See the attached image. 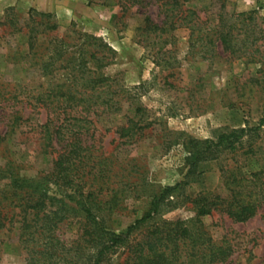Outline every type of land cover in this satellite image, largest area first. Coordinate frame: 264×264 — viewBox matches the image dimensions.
Instances as JSON below:
<instances>
[{
	"label": "rangeland",
	"instance_id": "374dc122",
	"mask_svg": "<svg viewBox=\"0 0 264 264\" xmlns=\"http://www.w3.org/2000/svg\"><path fill=\"white\" fill-rule=\"evenodd\" d=\"M166 2L0 0V23L6 17L21 22L50 16L56 30L37 35L34 50L43 61L55 49L59 53L51 73L42 76L40 61L27 55L26 37L0 26V87L21 93L0 110V132L7 133L0 145V193L8 191L10 177L36 179L50 172L57 154L43 155L39 136L32 131L46 120L62 127L60 152L70 133L88 148L82 152L89 155L87 165L76 176L83 178L78 183L82 191L102 190L99 199L105 210L108 193L116 191L114 212L110 217L108 211L100 214L107 230L125 231L147 212L153 197L180 185L133 241L153 225L192 220L191 201L197 195L226 196L231 171L240 177L264 167V125L259 126L264 118V0H179L178 8L171 2L164 6ZM19 53L25 73L14 62ZM86 79L103 83L85 89L81 83ZM72 83L75 103L56 99L50 104V97L41 106L24 98L27 89H32L30 97L51 96ZM21 109L24 122L11 134L12 117ZM244 127L251 138L241 150L224 151L190 171V139L216 141ZM123 128L128 129L126 136ZM249 143L253 156L243 154ZM101 177L106 184L98 188L92 181ZM49 187L50 197L76 207L69 193ZM57 206L53 202L52 209ZM66 217L58 233L71 243L78 238L81 214L69 212ZM18 221L14 216L0 231V264H25L17 242ZM200 221L214 242L231 247L232 255L223 264H264V202L244 223L219 213ZM92 256L90 252L75 261L86 264ZM112 260L129 264L123 249Z\"/></svg>",
	"mask_w": 264,
	"mask_h": 264
},
{
	"label": "trees",
	"instance_id": "16d2710c",
	"mask_svg": "<svg viewBox=\"0 0 264 264\" xmlns=\"http://www.w3.org/2000/svg\"><path fill=\"white\" fill-rule=\"evenodd\" d=\"M174 8L179 7V0H167L164 4ZM48 15H40V20H33L30 16L25 21H17L6 17L0 23L2 27L12 29V32L23 34L27 39V55L39 60L38 70L42 76L51 73L55 60L59 53L55 50L54 55L47 61L42 60L37 46V35H41L56 30V24L50 23ZM155 29V27H152ZM222 44H226L225 37L221 38ZM40 47V46H39ZM38 47V49H39ZM14 62L19 64L22 73L27 68L19 58H23L21 53ZM93 56V55H92ZM94 57V56H93ZM14 60V54L11 57ZM33 58V59H34ZM83 76V74H81ZM75 83V82H74ZM74 83L66 87L64 91L60 88L50 95L39 93L36 97H30L32 89H23L28 92L26 100L33 99L41 104L48 102L51 97L53 101L60 100L65 105L75 103L74 94L76 89ZM103 83V80H84L81 84L83 88ZM19 89V87H17ZM94 89V88H93ZM15 88L8 91L7 85L0 87V110L9 100H15L21 93ZM73 92V93H72ZM46 96V97H45ZM25 100V99H24ZM44 106V105H43ZM13 127L22 123V109L14 112L12 117ZM264 125V118L260 120L259 126ZM62 127L55 125L53 121L46 120L42 124H37L32 130L39 136L42 154L50 156L57 154L52 162L50 172L34 179L10 177L8 191L0 193V231L7 224H10L14 216L19 217L18 238L19 248L24 252L25 264H77L75 260L93 253L92 261L86 264H103L108 256V264H113L112 257L117 250L123 249L125 260L129 264H183L184 261H194L195 264H223L232 255V249L226 244H217L208 234L200 228V219L212 216L214 213L224 215L233 223H244L254 218L264 202V167L255 172H249L247 176H236L233 171L227 179V195H197L191 201L194 218L190 221L177 220L162 225H153L146 229L144 235L138 241H133V236L147 225L161 212V207L167 197H169L180 185L167 187L158 195L153 197L147 212L128 226L123 232H116L105 227V221L100 214L108 211V217L114 212L117 206L116 191L108 193L107 210L103 209L102 201L99 199L101 192L82 191V185L78 184L83 178H78L77 172L87 165L89 155L82 152L87 151V147H81L75 133H70L66 144L57 150L59 140L62 137ZM126 136L128 129H121ZM250 129L244 127L230 133L218 136L216 141L205 140L203 142L189 140L191 146L190 171H194L200 163L216 160L217 154L224 151L234 154L243 148L245 141L249 142ZM7 134V133H6ZM0 132V145L5 141V136ZM244 155H254V151L249 143L248 150ZM110 178H108V185ZM98 188L106 184L102 177L94 179ZM91 184V185H92ZM85 185V184H84ZM57 191L63 190L69 193V201H73L76 207L69 208L65 200H57L49 196L50 187ZM113 191V190H112ZM53 202L58 205L53 208ZM69 208V209H68ZM81 214L78 238L73 242L63 241L58 233L60 226L66 221L67 213ZM9 216V218H8ZM73 259V261H72Z\"/></svg>",
	"mask_w": 264,
	"mask_h": 264
}]
</instances>
